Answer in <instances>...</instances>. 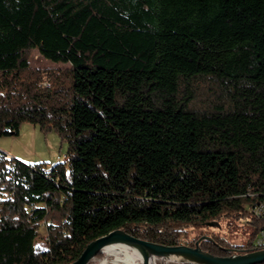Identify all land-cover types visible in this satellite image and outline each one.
Listing matches in <instances>:
<instances>
[{
    "label": "trees",
    "instance_id": "16d2710c",
    "mask_svg": "<svg viewBox=\"0 0 264 264\" xmlns=\"http://www.w3.org/2000/svg\"><path fill=\"white\" fill-rule=\"evenodd\" d=\"M35 48L63 65L33 69ZM26 121L68 151L48 167L0 149V264H69L116 229L254 250L264 0H0V135ZM225 219L253 225L246 242L213 231Z\"/></svg>",
    "mask_w": 264,
    "mask_h": 264
},
{
    "label": "rangeland",
    "instance_id": "374dc122",
    "mask_svg": "<svg viewBox=\"0 0 264 264\" xmlns=\"http://www.w3.org/2000/svg\"><path fill=\"white\" fill-rule=\"evenodd\" d=\"M29 58L30 65L33 69H44L49 67L59 68L63 65L61 62L58 63L44 57L38 48L31 51ZM0 149L7 152L10 156L26 163H46L48 167H50L60 160H65L68 151V144L63 140L57 130L51 129L45 131L39 126H35L31 122L26 121L22 123L18 134L0 135ZM226 221L227 220L225 219L223 221L221 220V223L213 222L211 224L214 227L213 231L225 236L232 243L246 242L253 225L251 223H246L244 225L245 221L241 220L236 228L233 229L228 228ZM190 236H195V231L190 232ZM105 257V252L99 254L92 261V264H100ZM156 262L161 264L159 258L156 259ZM171 262L173 261H165L164 264H169ZM107 264L113 263L109 262Z\"/></svg>",
    "mask_w": 264,
    "mask_h": 264
},
{
    "label": "water",
    "instance_id": "95a60500",
    "mask_svg": "<svg viewBox=\"0 0 264 264\" xmlns=\"http://www.w3.org/2000/svg\"><path fill=\"white\" fill-rule=\"evenodd\" d=\"M204 238L211 237L208 235L201 236L194 246L187 244L165 245L141 239L124 230L116 229L90 242L82 254L69 264H89L99 254L103 253L104 247L116 243H123L136 248L141 254L140 264H150L152 260L157 258L161 260V264H164L170 256L179 257L177 262L197 264H257L264 261V248L243 253L235 252L231 255H215L201 247L200 240Z\"/></svg>",
    "mask_w": 264,
    "mask_h": 264
},
{
    "label": "bare ground",
    "instance_id": "6f19581e",
    "mask_svg": "<svg viewBox=\"0 0 264 264\" xmlns=\"http://www.w3.org/2000/svg\"><path fill=\"white\" fill-rule=\"evenodd\" d=\"M103 252L106 253V257L100 262V264H140L141 254L139 251L127 244L116 243L110 244L104 247ZM179 257L170 256L169 259L165 261L177 262ZM150 264H158L156 260H152Z\"/></svg>",
    "mask_w": 264,
    "mask_h": 264
},
{
    "label": "built area",
    "instance_id": "2783aa9c",
    "mask_svg": "<svg viewBox=\"0 0 264 264\" xmlns=\"http://www.w3.org/2000/svg\"><path fill=\"white\" fill-rule=\"evenodd\" d=\"M253 212L258 217L264 219V204L257 205L253 208ZM254 249L264 248V228H262L257 237L254 240L253 244Z\"/></svg>",
    "mask_w": 264,
    "mask_h": 264
}]
</instances>
